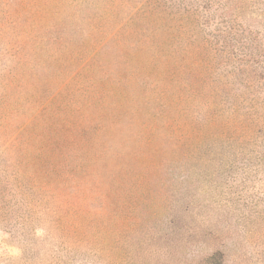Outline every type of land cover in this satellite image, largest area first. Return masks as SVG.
I'll return each mask as SVG.
<instances>
[{"label": "rangeland", "instance_id": "374dc122", "mask_svg": "<svg viewBox=\"0 0 264 264\" xmlns=\"http://www.w3.org/2000/svg\"><path fill=\"white\" fill-rule=\"evenodd\" d=\"M0 264H264V0H0Z\"/></svg>", "mask_w": 264, "mask_h": 264}]
</instances>
